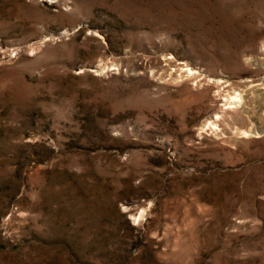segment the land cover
<instances>
[{
  "label": "rangeland",
  "instance_id": "374dc122",
  "mask_svg": "<svg viewBox=\"0 0 264 264\" xmlns=\"http://www.w3.org/2000/svg\"><path fill=\"white\" fill-rule=\"evenodd\" d=\"M0 264H264V0H0Z\"/></svg>",
  "mask_w": 264,
  "mask_h": 264
},
{
  "label": "bare ground",
  "instance_id": "6f19581e",
  "mask_svg": "<svg viewBox=\"0 0 264 264\" xmlns=\"http://www.w3.org/2000/svg\"><path fill=\"white\" fill-rule=\"evenodd\" d=\"M233 98H234V97H233ZM211 127H213V128H216L217 126H216V127H214V125H211Z\"/></svg>",
  "mask_w": 264,
  "mask_h": 264
}]
</instances>
